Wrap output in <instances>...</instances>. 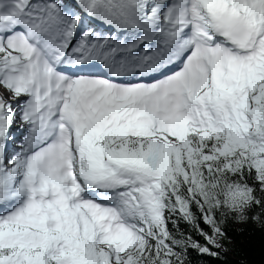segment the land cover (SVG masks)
<instances>
[{
    "label": "snow or ice",
    "instance_id": "6c2138e0",
    "mask_svg": "<svg viewBox=\"0 0 264 264\" xmlns=\"http://www.w3.org/2000/svg\"><path fill=\"white\" fill-rule=\"evenodd\" d=\"M233 224L264 264V0H0V264L218 260Z\"/></svg>",
    "mask_w": 264,
    "mask_h": 264
},
{
    "label": "trees",
    "instance_id": "16d2710c",
    "mask_svg": "<svg viewBox=\"0 0 264 264\" xmlns=\"http://www.w3.org/2000/svg\"><path fill=\"white\" fill-rule=\"evenodd\" d=\"M229 231L235 241L231 246L232 251L218 260L191 253L190 264H234L236 261H241L242 264H260L261 233L254 230L252 225L241 224H233Z\"/></svg>",
    "mask_w": 264,
    "mask_h": 264
}]
</instances>
